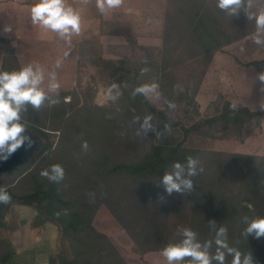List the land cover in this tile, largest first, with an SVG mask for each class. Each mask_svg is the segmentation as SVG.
Returning <instances> with one entry per match:
<instances>
[{"label": "rangeland", "instance_id": "obj_1", "mask_svg": "<svg viewBox=\"0 0 264 264\" xmlns=\"http://www.w3.org/2000/svg\"><path fill=\"white\" fill-rule=\"evenodd\" d=\"M212 1L215 8L216 0ZM176 2L123 0L121 7L101 14L95 0L88 5L68 0L81 13L82 33L74 34L69 41L33 25L32 34L20 43L24 66L39 65L44 72L40 87L50 99L60 102L51 105L45 100L38 110L26 106L21 122L41 140L42 146L51 143V147L15 171L2 174L0 183L4 189L15 187L18 193H28L36 182L44 186L50 183L41 175L42 171L61 165L63 197L75 199L79 205L86 204L81 209L92 216L91 226L106 237L111 251L114 248L125 264H167L162 250L169 244L182 242V229H190L187 223L190 210L181 205L182 191L169 195L162 180L147 181L145 185L136 183L134 187V181L116 175L107 178L106 171L96 166L103 162L112 166L131 161L135 155L148 152L153 144L171 136L174 143L183 141L186 149L264 157V120L260 125L251 122L228 137L215 129H203L184 138L183 127L217 115L226 102L252 111L264 110V92L255 81L256 74L264 71V47L251 42L254 25L243 13L231 20L216 7L218 14L229 19L225 21L233 41L214 53L210 62H203L183 36L172 32L176 23L167 16L179 6ZM33 3L35 0H0V28L4 27L8 5H27L23 9L28 10L31 18ZM152 61L163 72L173 74L172 83L179 90L196 87V104L179 102ZM142 68L148 71L141 73ZM52 73L60 84L55 93L48 91ZM150 83H157L159 88L157 93L146 96L149 103L175 127L167 128L158 113L152 114L149 109L141 118L134 117V109L127 110L122 88ZM112 85L116 87L109 94ZM148 116L151 127L145 134L144 118ZM36 129L47 134L43 136ZM85 141L86 150L82 146ZM246 170L245 163L235 168L237 174H245ZM238 185L239 182L235 191ZM244 205L252 209L249 202ZM20 211L37 212L33 207L13 204L3 222L10 213ZM37 221L31 220L30 226L40 230L44 225L34 226ZM68 244L59 232L58 252L61 248L70 250Z\"/></svg>", "mask_w": 264, "mask_h": 264}, {"label": "trees", "instance_id": "obj_2", "mask_svg": "<svg viewBox=\"0 0 264 264\" xmlns=\"http://www.w3.org/2000/svg\"><path fill=\"white\" fill-rule=\"evenodd\" d=\"M213 2L212 0H177L176 5L179 6L167 16V19H172L176 23L172 32L183 36L198 52V57L206 63L210 62L214 53L221 51L233 41L226 26V21L229 19L226 20L217 13L218 8L212 7ZM224 16L227 15L224 13ZM229 18L232 20V17ZM0 40L4 41V39ZM0 52L5 54L6 61L8 57L14 58L12 49L0 47ZM6 64L4 63V70ZM152 65L160 69L163 82H169L167 87L170 86V91H175L174 96L179 102L196 104V87L193 90L192 87L186 86L181 91L172 83V73L163 72L165 70L160 68L156 61H152ZM251 65L257 66L258 63ZM201 76H204V72ZM138 86L140 85L122 88V100L127 101L125 103L127 110L134 109V117L141 118L149 109L152 114L158 113L167 128L175 127L176 124L168 122L162 112L156 111L145 95L139 93L133 95L134 89ZM29 108L34 110L31 105ZM262 120H264V110L252 111L247 107H236L226 102L217 115L201 120L191 127H183L182 131L184 138L203 129H215L228 137L234 131H241L251 122L260 125ZM36 130L43 136L47 134L42 129ZM171 140L172 136L153 144L148 152L135 155L131 161L117 162L112 166L103 162L95 168L104 169L107 178L116 175L134 181L136 187V183L162 180L166 173L174 172L173 164L179 162L184 167L183 178L191 179L193 182L191 190L182 191L181 205L184 204L190 210L187 223L190 230L196 233V241L202 246L210 244L208 252L214 257L218 249L216 234L220 227H224L227 229L226 237L221 239L225 240L228 248L239 251L242 254L241 258L250 253L254 264H264V238L255 239L245 234L247 224L251 220L264 217V157L219 152L204 153L184 148L183 141L174 143ZM39 141V152L37 150L35 155L43 154L51 147V143L42 146L40 139ZM188 156L198 161L197 175L191 177L188 176ZM226 158H229L228 164ZM95 163L98 165V160ZM241 163L246 164L245 174L242 172L237 174L235 171ZM34 175L32 173V176ZM238 182L240 185L235 191ZM5 190L12 199L7 205L0 204V229L4 226V217L11 205H26L33 207L38 213V223L34 222V226L54 224L58 227L60 235L69 241L70 252L61 248L56 255L50 256V264H125L114 248V253L113 250L111 251L112 246L110 247L106 237L91 226L92 216L81 209L86 204L79 205L75 199L63 197L60 181H50L47 186L36 182L33 190L28 193H18L15 187H8ZM244 202H249L252 209L244 205ZM211 220L215 221V226L209 224ZM93 238L98 240L92 241ZM219 250L225 253L224 264H232L233 254H230L226 248ZM190 260V257H185L180 264H190ZM212 264L219 262L212 260Z\"/></svg>", "mask_w": 264, "mask_h": 264}, {"label": "clouds", "instance_id": "obj_3", "mask_svg": "<svg viewBox=\"0 0 264 264\" xmlns=\"http://www.w3.org/2000/svg\"><path fill=\"white\" fill-rule=\"evenodd\" d=\"M83 5H88L91 0H80ZM123 0H95V7L101 14H106L110 10L121 7ZM216 7L230 17L244 14L246 19L254 25V32L251 35V42L259 47H264V0H216ZM31 21L43 29L56 33L59 37L71 40V37L79 35L81 31L82 17L80 11L72 7L68 0H35L30 7ZM5 32H10L11 28H5ZM58 66V65H57ZM147 68H142L141 73L147 72ZM44 80L43 69L39 65L28 64L18 71L0 72V160H7L20 147L30 148L32 139L25 134L26 126L21 122V113L26 110L27 105L34 109H40L45 100H49L51 105L58 104L59 99H50L43 88L40 87ZM48 91L57 92L60 84L56 80L55 73L50 76ZM255 81L260 84L261 92H264V71L256 74ZM109 88V94L112 88ZM159 85L157 83L142 84L134 89L133 95L157 93ZM115 99V97H111ZM173 105H170L172 107ZM151 116L144 118V133L150 130L148 121ZM83 148L86 150L88 144L85 141ZM198 161L192 157H187L188 176L197 175ZM173 173H166L162 178V184L166 192L171 195L173 191L181 192L185 189L191 190L193 182L182 176L184 167L179 163L173 164ZM41 175L52 182H59L64 177V170L61 165H52L50 170H44ZM11 195L0 187V204H9ZM215 226V221H209ZM227 229L220 227L217 231L216 244L218 245L215 256H210L208 249L210 244L201 245L196 241V233L188 228L182 229L184 239L180 243L169 244L162 250V256L167 260V264H176L185 257H190V264H212V260L224 264L225 253L220 251L226 248L233 254L232 264H254L252 254H242L239 251L228 248L222 237H226ZM245 234L255 239L264 238V217L251 220L245 229Z\"/></svg>", "mask_w": 264, "mask_h": 264}, {"label": "crops", "instance_id": "obj_4", "mask_svg": "<svg viewBox=\"0 0 264 264\" xmlns=\"http://www.w3.org/2000/svg\"><path fill=\"white\" fill-rule=\"evenodd\" d=\"M23 7L28 6L8 5L9 11L7 9L4 15V27L0 28V39L4 41L0 40V47L12 49L14 58L8 57L6 61L5 54L0 52V72L18 71L24 67L20 43L24 37L32 34L34 24L28 16V10ZM13 9L14 13L11 12ZM8 27L11 31L5 32L4 29ZM4 63H7L5 70ZM37 216V212L30 214L24 211L8 215L0 229V264H50V256L58 252L59 229L51 223L45 224L40 230L32 228L30 222L33 219L36 221Z\"/></svg>", "mask_w": 264, "mask_h": 264}, {"label": "water", "instance_id": "obj_5", "mask_svg": "<svg viewBox=\"0 0 264 264\" xmlns=\"http://www.w3.org/2000/svg\"><path fill=\"white\" fill-rule=\"evenodd\" d=\"M25 134L32 139V146L30 148L22 146L7 160H0V176L5 173H11L18 167L28 163L37 152L40 143L39 138L27 129Z\"/></svg>", "mask_w": 264, "mask_h": 264}]
</instances>
